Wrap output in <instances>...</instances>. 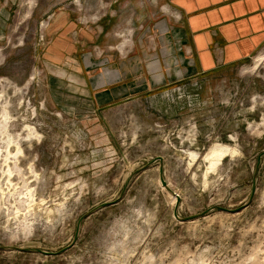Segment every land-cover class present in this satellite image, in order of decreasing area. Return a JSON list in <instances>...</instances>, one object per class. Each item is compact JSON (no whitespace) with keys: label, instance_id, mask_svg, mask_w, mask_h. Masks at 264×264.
<instances>
[{"label":"rangeland","instance_id":"rangeland-1","mask_svg":"<svg viewBox=\"0 0 264 264\" xmlns=\"http://www.w3.org/2000/svg\"><path fill=\"white\" fill-rule=\"evenodd\" d=\"M180 41L164 0H0V245H69L82 215L157 156L179 217L247 200L264 150V43L190 77ZM174 204L155 163L67 251L0 250V264H264V156L239 212L180 221Z\"/></svg>","mask_w":264,"mask_h":264},{"label":"crops","instance_id":"crops-1","mask_svg":"<svg viewBox=\"0 0 264 264\" xmlns=\"http://www.w3.org/2000/svg\"><path fill=\"white\" fill-rule=\"evenodd\" d=\"M164 1L179 18L182 76L240 61L264 43V0Z\"/></svg>","mask_w":264,"mask_h":264},{"label":"water","instance_id":"water-1","mask_svg":"<svg viewBox=\"0 0 264 264\" xmlns=\"http://www.w3.org/2000/svg\"><path fill=\"white\" fill-rule=\"evenodd\" d=\"M264 156V150H262L258 155H257V160L256 163L253 167V171H252V181H251V190L250 193L248 195L247 200L240 206L234 207V208H229V207H225V206H221V205H214L211 207H208L207 209L196 213V214H192V215H187L184 217H179L178 216V209H179V205H180V196L179 194H177L173 189L170 188V186L168 185V183L166 182V180L164 179V164H163V158L161 156H157L155 157L152 161L146 163L144 166L136 169L127 179H126V183L124 185V187L122 188V190L120 191V194L117 198L115 199H109V200H105L99 204H97L96 206H94L92 209L88 210L84 215H82V217L79 219L78 223H77V227H76V232L75 235L73 237V240L71 241V243L65 247H62L61 249L57 250V251H50V250H46L43 249L41 247L35 246V244L32 243H28V244H23V245H0V250H6V251H19V252H39L42 253L44 255H58V254H62L63 252L67 251L68 249H70L71 247H73L78 239L79 236V232L81 229V224L82 221L89 215L93 214L94 212L105 208L107 206L110 205H114L117 202H119L121 199H123L127 188L131 182V180L133 179V177L138 174L140 171L145 170L146 168H148L149 166L158 163V172H159V182L161 184V186L163 188H165V190L173 197H175V204L173 206V213L174 215L180 220V221H188V220H192L194 218L203 216L205 214H207L208 212H210L211 210H219V211H225V212H229V213H236L239 212L240 210H242L243 208L247 207L254 196L255 193V188H256V175H257V171L261 162V157Z\"/></svg>","mask_w":264,"mask_h":264},{"label":"bare ground","instance_id":"bare-ground-1","mask_svg":"<svg viewBox=\"0 0 264 264\" xmlns=\"http://www.w3.org/2000/svg\"><path fill=\"white\" fill-rule=\"evenodd\" d=\"M227 153H228V149H224L223 147L215 148L214 150H212V152L207 157V159L210 162L209 170H214L216 165L221 162V160L227 155ZM176 193L178 194V192H176ZM173 198L175 199V197H173Z\"/></svg>","mask_w":264,"mask_h":264}]
</instances>
